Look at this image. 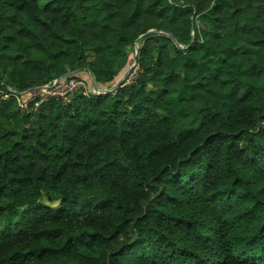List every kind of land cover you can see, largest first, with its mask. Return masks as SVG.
Listing matches in <instances>:
<instances>
[{"label": "trees", "instance_id": "1", "mask_svg": "<svg viewBox=\"0 0 264 264\" xmlns=\"http://www.w3.org/2000/svg\"><path fill=\"white\" fill-rule=\"evenodd\" d=\"M0 264H264V0H0Z\"/></svg>", "mask_w": 264, "mask_h": 264}, {"label": "rangeland", "instance_id": "2", "mask_svg": "<svg viewBox=\"0 0 264 264\" xmlns=\"http://www.w3.org/2000/svg\"><path fill=\"white\" fill-rule=\"evenodd\" d=\"M47 1H49V0H40V3L42 5H44ZM206 15L207 14H205V13L204 14H200L195 19L197 28L199 30H211L210 26L207 23L209 21H208V18H207ZM152 31L155 32L156 30L155 29H152ZM168 36H170V35H168ZM193 40L194 39H192V42H193ZM139 47L140 46H138V44H137L136 45V51L134 50V53H132V55H130V56H128L127 54H125V55L124 54H118V56L115 57V63L116 64H119L120 66H122L121 67V70L123 68L124 69L122 70L121 74L118 75L114 79L113 82H110L111 85L109 87H107L106 89H104L106 91H102L101 92L102 94L114 92L118 87H120L122 85L121 84V85H119L117 87H114L119 82V80L122 79L123 77H124V81L126 79L129 80V81H131V80H133V79L136 78V76L138 74V68H139L138 61H137V56L136 55L138 54ZM172 48H173V45H172ZM240 48H245V46L244 45L243 46H240ZM92 59H93V57L90 56V60H92ZM125 65H126V67H125ZM128 70H129V72H127ZM82 76H83L84 79H88L90 77L87 71L83 72L82 73ZM124 81H123V83H124ZM151 87H152L151 85L148 86L149 89H152ZM156 87L159 88V85H157ZM96 91H98V90H95L94 89V92L95 93H96ZM15 97H17V99L19 100V104H18L19 110L21 112H24V113L29 112V109H27V107L25 106V104L28 105L29 102L27 101V103L26 102L22 103L20 96H15ZM68 100L69 99L64 100V101H68ZM50 198H51V196H50ZM42 200L44 202L50 204V205H56V204H58V201H59L58 199L56 200V198H55V201H52V200L49 201V196H47V195H45Z\"/></svg>", "mask_w": 264, "mask_h": 264}, {"label": "built area", "instance_id": "3", "mask_svg": "<svg viewBox=\"0 0 264 264\" xmlns=\"http://www.w3.org/2000/svg\"><path fill=\"white\" fill-rule=\"evenodd\" d=\"M82 87H85V81L83 79L74 78L72 76L56 79L51 84L41 87L38 94L35 97L29 98L28 102L39 98L40 101H42L53 96L57 97L58 99L67 100L72 96V94ZM10 95L11 94H6L5 98L9 97ZM25 106L27 107L26 104Z\"/></svg>", "mask_w": 264, "mask_h": 264}, {"label": "water", "instance_id": "4", "mask_svg": "<svg viewBox=\"0 0 264 264\" xmlns=\"http://www.w3.org/2000/svg\"><path fill=\"white\" fill-rule=\"evenodd\" d=\"M149 32H154V31L150 30ZM134 50L136 51V46L134 47ZM87 72H88V74H89V76H90V77H89V81L92 83V86L94 87V89H95V90H98V91H106V90H104V89H101V90H100V89L97 87L94 73H93L92 71H90V70H87ZM127 72H129V70H128ZM72 75H74V73H73V72H70V73L64 75L62 78H66V77H68V76H72ZM123 81H124V77H123L122 79H120L119 82H118L114 87H117V86L121 85V84L123 83ZM98 93H100V92H98Z\"/></svg>", "mask_w": 264, "mask_h": 264}, {"label": "clouds", "instance_id": "5", "mask_svg": "<svg viewBox=\"0 0 264 264\" xmlns=\"http://www.w3.org/2000/svg\"><path fill=\"white\" fill-rule=\"evenodd\" d=\"M68 77H71V76H68ZM61 78H62V77H61ZM42 87H43V86H42ZM40 88H41V87H40ZM40 88H39V90H40ZM100 90H101V89H100ZM98 92L101 93L102 91H96L97 94H100V93H98Z\"/></svg>", "mask_w": 264, "mask_h": 264}]
</instances>
